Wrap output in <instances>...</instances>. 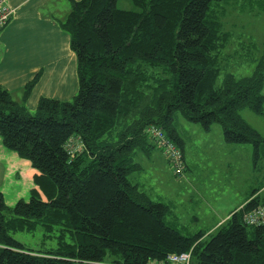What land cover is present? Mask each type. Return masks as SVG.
I'll use <instances>...</instances> for the list:
<instances>
[{"label":"trees","instance_id":"obj_1","mask_svg":"<svg viewBox=\"0 0 264 264\" xmlns=\"http://www.w3.org/2000/svg\"><path fill=\"white\" fill-rule=\"evenodd\" d=\"M226 1L133 0V11L70 0L60 26L78 60L73 100L41 98L32 112L0 83L2 143L35 170L29 200L12 206L0 191V264H150L190 251L192 264H264V223L245 222L264 204L257 190L208 240L177 228L171 206L129 178L136 153L158 148L151 125L181 148L185 169L177 112L206 131L220 124L228 144L252 145L254 166L263 159L264 135L241 111L264 113V49L251 74L228 71L217 83L233 36L220 17ZM39 229L52 247L27 248L14 235Z\"/></svg>","mask_w":264,"mask_h":264},{"label":"rangeland","instance_id":"obj_2","mask_svg":"<svg viewBox=\"0 0 264 264\" xmlns=\"http://www.w3.org/2000/svg\"><path fill=\"white\" fill-rule=\"evenodd\" d=\"M251 4L246 0H228L221 4L222 8L219 7L225 30L233 34L226 54H223L222 65L226 66V70L219 76V85L228 71L238 77L251 74L262 55L264 9L259 11L257 5L252 9L254 6ZM118 7L138 10L133 0H118ZM21 95L22 92L12 93L15 100L25 103ZM241 115L253 128L264 133V113L260 115L244 108ZM175 124L184 141L185 159L188 161L186 171L176 175L162 151L153 148L152 159H148L143 150L136 153L134 161L139 164V168L132 171L129 178L152 199L171 206L168 220L177 228L188 234L204 230L207 232L205 239L209 240L217 231L212 227L214 223L223 219L225 222L229 213L252 194L253 188L264 184V165L259 162L254 166L253 151H248L252 147L250 144H243L247 150L243 149L231 156L219 147L208 151L206 145L216 144L219 139L216 133L222 129L220 124H214L207 134L208 131L201 124L188 121L179 112L175 114ZM0 144L7 151L16 153L8 149L1 138ZM228 157L232 159L231 162ZM226 161L230 163L228 167ZM32 184L31 177L9 178L0 182V191L5 194V201L13 206L19 199H30ZM14 235L27 248L35 250L54 245L52 241H43L41 229L35 233L16 232Z\"/></svg>","mask_w":264,"mask_h":264},{"label":"crops","instance_id":"obj_3","mask_svg":"<svg viewBox=\"0 0 264 264\" xmlns=\"http://www.w3.org/2000/svg\"><path fill=\"white\" fill-rule=\"evenodd\" d=\"M7 2L15 12L12 20L0 31V83L12 93L22 92L20 96L22 97L27 84L38 76L33 89L24 100L26 107L32 112L37 109L41 98L48 97L66 102L71 100L79 90L78 60L70 47L71 37L60 26V22L64 21L71 11L70 0H7ZM216 134L219 139L216 144L206 145L208 151L219 147L231 156L243 149L247 150L246 145L228 144L221 128ZM252 147L248 151H253ZM6 151V148L0 144V182L9 178L27 176L31 177L32 190L35 187L32 177L35 173L34 168L26 159ZM147 157L152 159L151 154ZM231 160L228 157V161ZM187 162L185 159V169L188 167ZM259 162L264 165V157ZM228 164L230 163L226 164L227 167ZM262 184L252 189L253 192L257 190L253 197L264 195V184ZM251 197L252 194L227 217L242 208ZM223 220L214 223L212 227L218 230Z\"/></svg>","mask_w":264,"mask_h":264},{"label":"built area","instance_id":"obj_4","mask_svg":"<svg viewBox=\"0 0 264 264\" xmlns=\"http://www.w3.org/2000/svg\"><path fill=\"white\" fill-rule=\"evenodd\" d=\"M14 12V8L8 4L7 0H0V30L4 29L7 23L12 20ZM148 131L150 136L155 138L157 147L164 153L166 159L170 161L173 171L182 174L184 172V160L182 159L181 148L166 135L163 128L157 125H151ZM245 222L250 225L264 223V204L248 211L245 215ZM150 264H192L191 251L169 254L165 261H154Z\"/></svg>","mask_w":264,"mask_h":264}]
</instances>
